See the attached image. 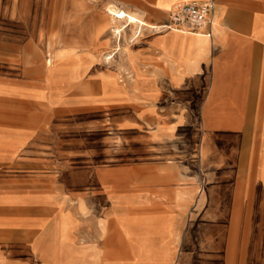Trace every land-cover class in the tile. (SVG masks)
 <instances>
[{
	"label": "crops",
	"instance_id": "obj_1",
	"mask_svg": "<svg viewBox=\"0 0 264 264\" xmlns=\"http://www.w3.org/2000/svg\"><path fill=\"white\" fill-rule=\"evenodd\" d=\"M187 1L207 0H103L154 25ZM213 2L200 32L144 27L129 44L135 25L124 24L113 66L93 76L96 103L81 106L98 113L99 143L117 130L111 150L128 160L99 168L114 175L97 198L81 197L90 231L66 197L32 203L31 228L2 221L0 264H264V0ZM49 5L56 23L57 0ZM15 83L0 77L1 106L30 97ZM36 142L23 116L1 109L0 165Z\"/></svg>",
	"mask_w": 264,
	"mask_h": 264
},
{
	"label": "rangeland",
	"instance_id": "obj_2",
	"mask_svg": "<svg viewBox=\"0 0 264 264\" xmlns=\"http://www.w3.org/2000/svg\"><path fill=\"white\" fill-rule=\"evenodd\" d=\"M65 4L66 0H57L54 23L49 18V0H0V77H12L15 84L35 93V98L28 93L30 97L10 101L14 103L8 108L0 105V116L1 109L8 112L9 118L17 113L23 116L26 130L35 131L39 140L35 146L26 143L10 164L0 165V229L6 220L13 228H31L32 203L66 197L73 214H83L78 227L90 231L93 222L85 216L81 197L97 198L99 184L114 175L99 173V168L128 160V156H114L111 150L117 144L113 139L117 130L112 126L104 130L105 141L99 143L98 113L82 110L86 106H81L82 102L96 103L92 90L97 67H112L116 60L113 53L118 46L117 31L107 9L111 3L73 0L72 15L65 13ZM102 13L104 18L100 19ZM116 22L121 26L119 35L130 32L125 36L129 43V37L139 29L131 27L135 24L128 19ZM145 22L140 36L144 27L154 25ZM126 23L131 24L128 31ZM97 33L106 37L104 43H98ZM100 149L105 150L104 154H97ZM263 149L264 142L260 141V153ZM115 175L127 178L125 173ZM42 207L49 212L47 203ZM93 207L98 210V205ZM68 223L64 219L59 222L64 226Z\"/></svg>",
	"mask_w": 264,
	"mask_h": 264
},
{
	"label": "built area",
	"instance_id": "obj_3",
	"mask_svg": "<svg viewBox=\"0 0 264 264\" xmlns=\"http://www.w3.org/2000/svg\"><path fill=\"white\" fill-rule=\"evenodd\" d=\"M213 11V0L176 2L170 7L167 20L155 24L151 28L200 32L204 26L211 22ZM136 31L131 40L139 36L140 31Z\"/></svg>",
	"mask_w": 264,
	"mask_h": 264
},
{
	"label": "bare ground",
	"instance_id": "obj_4",
	"mask_svg": "<svg viewBox=\"0 0 264 264\" xmlns=\"http://www.w3.org/2000/svg\"><path fill=\"white\" fill-rule=\"evenodd\" d=\"M108 9V13L111 15V22L114 24V29L117 31V34L118 32L120 31V24L117 25V22H116V19L118 20H126L128 19L130 22H132L133 24H135L136 26V29H139L141 30L142 28V25L145 24L146 22L141 19L137 14H133L132 12L130 11H127L123 8H118V7H115L113 5H109L107 7ZM151 28V27H150Z\"/></svg>",
	"mask_w": 264,
	"mask_h": 264
}]
</instances>
